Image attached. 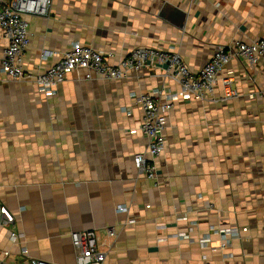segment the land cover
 Instances as JSON below:
<instances>
[{
	"label": "crops",
	"instance_id": "1",
	"mask_svg": "<svg viewBox=\"0 0 264 264\" xmlns=\"http://www.w3.org/2000/svg\"><path fill=\"white\" fill-rule=\"evenodd\" d=\"M27 22L32 77L74 43L110 65L135 49L173 52L196 72L217 46L264 39V0H52ZM43 50L58 55L43 60ZM224 77L236 98L222 99ZM178 90L160 65L119 81L73 72L51 97L0 70L5 262L77 264L70 235L91 230L103 264H264V57L230 61L213 101L175 103L154 186L133 166L147 147L136 97Z\"/></svg>",
	"mask_w": 264,
	"mask_h": 264
},
{
	"label": "built area",
	"instance_id": "2",
	"mask_svg": "<svg viewBox=\"0 0 264 264\" xmlns=\"http://www.w3.org/2000/svg\"><path fill=\"white\" fill-rule=\"evenodd\" d=\"M52 0H0V70L11 80L32 79L38 90L45 96L54 95L56 88L66 81L73 72H83V79L94 76L108 81H119L129 76L133 71H140L153 65L164 68L165 75L174 80L179 90L159 97L150 94H140L136 97L138 107L142 112L138 131L147 140L144 153L133 157V166L139 175L158 185L156 169L151 162L164 150L163 132L167 125L168 115L175 103L188 101L192 98L213 101V93L217 76L233 59L242 60L249 66H254L260 57H264V39L243 43L235 41L230 45L215 47L210 60L198 71L193 72L183 62L181 57L173 52L160 49H135L114 65L107 62L104 54L90 46L74 43L68 51L60 55L59 61L48 67L43 73L29 76L23 70L22 60L29 45V24L27 17H47ZM4 43V44H3ZM58 54L43 50L40 58L46 60ZM222 99L230 100L237 97L233 87V79H220ZM118 212L127 211L118 207ZM13 217L6 213L0 205V223L10 225ZM14 239L16 235L11 233ZM72 247L76 253L77 264H103L106 251L98 243L94 231L74 232L70 235ZM0 264H8L0 256ZM31 264H51L35 260Z\"/></svg>",
	"mask_w": 264,
	"mask_h": 264
}]
</instances>
